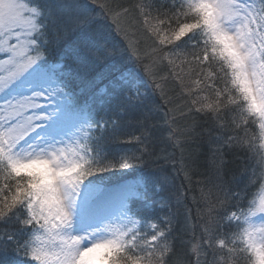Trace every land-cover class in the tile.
Instances as JSON below:
<instances>
[{
  "label": "snow or ice",
  "instance_id": "snow-or-ice-1",
  "mask_svg": "<svg viewBox=\"0 0 264 264\" xmlns=\"http://www.w3.org/2000/svg\"><path fill=\"white\" fill-rule=\"evenodd\" d=\"M0 264H264V0H0Z\"/></svg>",
  "mask_w": 264,
  "mask_h": 264
},
{
  "label": "trees",
  "instance_id": "trees-1",
  "mask_svg": "<svg viewBox=\"0 0 264 264\" xmlns=\"http://www.w3.org/2000/svg\"><path fill=\"white\" fill-rule=\"evenodd\" d=\"M133 39L137 40L138 46H140L142 48H146V47L151 45V41L147 37H145L142 33H137L136 35L133 36ZM177 63H179V61H177ZM169 81H170V83H169V96L172 98L174 104H177V105L182 104L187 99V94L186 93H182L178 82L172 81L171 77L169 78ZM156 102L157 103L160 102L159 97H156ZM169 107H171V105H169ZM176 119L178 121L180 120L178 114L176 116ZM127 131H129V132L134 131V128H129V129H127ZM161 147H164V146L160 145V144L157 145V149L158 150ZM168 151H172V148L169 147ZM208 155H209V152H208L207 145L206 144L205 145H201L200 152H199V158H198L199 168H200L201 171H203L207 167L206 161H207ZM176 156H177V158L179 157V152L178 151L176 152ZM161 163H163V161ZM119 179H120L119 175L111 177V180L113 182L118 181ZM201 179H202V176L200 174H197V175H195L193 177L194 184H193V188L192 189H189V188L186 187L187 181H185L183 179V174L182 173L177 177V180H176V184L178 186L181 183L185 184V188L183 190L185 191V193L188 196V199L186 201V205H187L188 208L192 209L193 213L195 212L196 205H194L192 203L191 197H192V195H198L199 194V186L195 182L199 181ZM164 211L167 212L168 210L165 209ZM183 211H184V209H183V207H181L180 208L181 215L183 214Z\"/></svg>",
  "mask_w": 264,
  "mask_h": 264
},
{
  "label": "rangeland",
  "instance_id": "rangeland-1",
  "mask_svg": "<svg viewBox=\"0 0 264 264\" xmlns=\"http://www.w3.org/2000/svg\"><path fill=\"white\" fill-rule=\"evenodd\" d=\"M254 223L257 224V226L260 225L261 220L259 219V214H257V218L254 220Z\"/></svg>",
  "mask_w": 264,
  "mask_h": 264
}]
</instances>
